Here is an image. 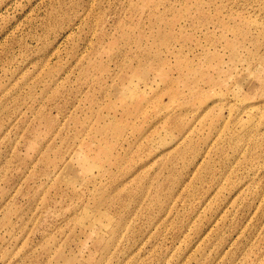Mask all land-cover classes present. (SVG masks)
Returning <instances> with one entry per match:
<instances>
[{
  "label": "rangeland",
  "instance_id": "obj_1",
  "mask_svg": "<svg viewBox=\"0 0 264 264\" xmlns=\"http://www.w3.org/2000/svg\"><path fill=\"white\" fill-rule=\"evenodd\" d=\"M0 264H264V0H0Z\"/></svg>",
  "mask_w": 264,
  "mask_h": 264
}]
</instances>
